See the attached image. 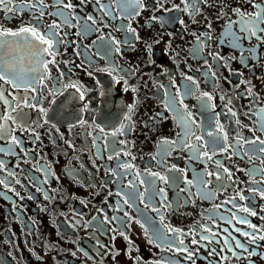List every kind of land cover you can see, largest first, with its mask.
<instances>
[{
	"label": "flooded vegetation",
	"instance_id": "1",
	"mask_svg": "<svg viewBox=\"0 0 264 264\" xmlns=\"http://www.w3.org/2000/svg\"><path fill=\"white\" fill-rule=\"evenodd\" d=\"M75 2L79 3V0H75ZM147 2L151 3L152 0H147ZM174 2L179 3V0H174ZM228 2L235 6L237 0H228ZM168 7L171 5L169 4ZM218 9L219 5L213 8L205 6L202 15L195 18L196 22L182 13H156L167 19L168 22L163 24L150 20L153 12L151 10L145 11L141 16L136 17L132 25L136 28L140 39L134 42V47L122 43L120 53H116L114 50L106 51L105 47H101L98 51L100 45L97 40L100 35L99 32L77 36L75 35L76 28H64V31L68 32L67 41H74V43L59 46L60 54L57 56L59 69L49 65L51 69L50 78L44 81L47 87L40 88L43 93L40 106L48 110V116H43L35 109H23L25 113H28L26 119L30 127H35L34 122H39L42 125V127L36 128L40 134V139L33 143L29 134H21L19 129L16 133L21 136L23 147L31 152L35 160H39L41 164L49 163L52 171L59 179L49 176V183L42 184L43 176L40 172L35 171L34 162L22 164L21 169L23 171L16 169L19 177L28 187L25 189L16 185L17 190L25 197L24 200H20L10 192L0 195V264H92L91 261H87L79 254L77 257L71 255L77 246L95 255V251L92 249L95 241L90 239V233H94L103 243L120 250V255L117 256L116 260L106 257L104 264H132V261L124 255L125 250L130 245L123 237L117 236L115 241H112L109 238L112 235L111 232L105 235L93 227L73 229L68 224V221L73 219L74 214L83 216L84 223L91 221L93 216H99L97 221H93L94 225L98 224L103 220V216L97 213V209L101 208L109 216L115 214L108 207V204H114L118 197L109 196L108 192L115 193L120 185L109 182L104 186V183L116 179L106 173L105 167L110 166L113 169L117 167L118 161L116 159L108 160L107 157L113 148L120 150L125 147L118 142L119 140H127L129 151L132 156H135V160L132 161L136 165V168L133 169V175L137 170L145 174L141 177L145 179V184L141 185L137 180L139 191L144 192L145 197H148L149 192L160 187L165 188L168 201L172 205L165 212L166 222L174 227L187 229L198 220L204 223L200 214L205 209H212L214 203H220L221 200L235 195L238 189H245L244 194L248 196L247 201H240V203H250L257 211L264 206V200H260L258 196L246 191L252 180V177L247 175L248 170L253 167L264 168V163L257 160L255 156H253L252 162H249L247 157L241 158L240 156H231L230 159H226V154L222 153H218L213 158V160L223 161L224 166L230 168L234 175L233 181H224L227 186L226 190L222 194L217 193V198L212 201L201 200L196 196L188 198V192L180 191L186 187L183 175L168 173L159 163L163 159L169 165L175 164L180 169H186L187 179L194 181V185L189 186L193 193L197 191L195 186L197 175L201 174L205 168L209 171L215 168L213 161H209L206 165L202 161L189 159V153L184 151H171L170 154H167L169 145L162 143L165 139L169 141L176 139V133L180 131L175 114L165 111L163 101L165 100L166 89L174 96H177L178 91L179 95H183L188 82L183 79L182 72L199 81V91H207L214 95L215 102L219 106L217 112L226 113L223 105L230 97L232 104L229 107L237 112L238 118L243 124L250 123L244 113L252 107V98L246 94L248 85H241L239 89L235 88L234 85L239 83L241 79L251 81L253 92L257 93L261 102L264 103V67H261L264 60L256 63L255 67L250 69L240 63L238 50L230 48L226 42L218 47L219 41L225 40L223 36L225 21L223 17L217 19ZM91 12L92 7L89 5L80 14L85 15ZM176 16H181L184 19L186 27L178 23L175 19ZM169 17L172 19H168ZM30 20L31 14L28 12L5 15L3 11H0V28L17 30L28 24ZM208 22H211L213 26L211 33L213 39L210 41L212 47L205 49L201 56H196L193 53L195 48L193 34L198 35L206 32ZM111 23V29H104L105 33L111 32V35L121 42L128 39L123 31L115 30L120 21ZM94 40L97 41L95 45L93 44ZM149 45L152 47L151 54L148 52ZM211 50H219L221 55L226 57L237 56V59L233 60L230 65L232 72L223 66L217 67L213 64L216 71L215 81L208 79L203 74V57ZM77 51L81 55L77 56ZM262 53H264V49H262ZM16 55L25 57L22 67L29 76L38 75L29 72V69L34 67L35 61L30 59L28 49H22ZM150 59L154 60L155 63H150ZM208 59L210 63H213L211 57ZM111 64H115L117 69H123V71L112 72L110 75ZM76 65H80V67H76ZM69 68L73 70L69 72ZM129 69H137L138 71L135 75H125ZM60 71L66 75L60 84L56 85L53 78L59 76ZM237 71L243 73V76L232 74ZM89 72L92 75H89ZM225 77L228 80H225ZM124 80H127V85H125ZM229 80L231 84L228 82ZM72 82L83 86L81 89L84 91L83 100L79 98L80 93L74 88H64L65 85ZM214 83L215 87L213 86ZM159 85L164 87H159ZM5 87L9 88L8 85ZM126 88L127 90H125ZM9 90L11 89L9 88ZM199 91L193 95L184 96V103L196 114L198 121L204 124L205 116L199 114L200 104L196 99ZM19 95H25L24 90H21ZM28 95H34V93L29 92ZM221 96H224L225 100H221ZM85 105H87V110H85ZM129 105H135L133 116L135 124L132 131L127 132L125 136L108 137L107 141H99L101 151L98 154L97 148L93 146L95 125L100 124L108 132L119 127L121 123L125 122L124 116L128 112ZM159 112H163L167 119H150ZM45 119H49L50 122L45 124ZM79 119L87 120L89 127H81L78 122ZM221 122L229 131L230 143L233 142V137L237 135L244 137L252 135L247 129L236 125L234 120L227 115L221 116ZM52 125H55V128ZM201 132V128L195 130L196 135H201ZM88 133L93 134L89 135ZM256 135L261 134L257 132ZM66 141L71 143L73 147L69 148ZM113 141L116 142L113 143ZM106 144L108 145L107 148L105 147ZM0 145H4V142L0 141ZM252 147V145L244 146L246 149ZM259 155L264 156V154ZM21 157H23V153H21ZM0 159L7 160L9 167L17 162V157L14 156L0 154ZM121 159H130V157L121 155ZM237 169L244 171H237ZM149 170L159 172L162 175L179 177V179L170 181L168 185L157 181L155 185L150 186L147 181L154 178L147 176ZM121 171L123 170L121 169ZM133 175L126 176L123 183L127 185V182L133 179ZM33 176L38 178L43 188L53 197L51 201L45 200L43 193L36 192L35 187H32L31 177ZM204 178L214 181L210 185L211 188L217 186L218 182H215L214 177L205 176ZM255 179H261L260 175L257 174ZM146 188L149 191L146 192ZM125 191H131V189L125 188ZM3 192V187L0 186V193ZM29 193L33 195L34 199H27ZM106 198L107 203H105ZM155 202L159 203V197L155 198ZM13 204L17 205L16 211L13 210ZM140 207L143 208V205ZM128 211L133 217L140 219L150 232L154 227H161L159 218L154 212L145 210V215L150 218V222L145 223L143 217L134 209H128ZM219 214H224L223 209L219 210ZM120 215L123 214L120 213ZM75 218L78 219L79 216ZM249 219L253 223L264 224V221L259 220L258 217H249ZM217 223L221 224V227L230 228L228 224L222 223L219 219ZM126 227L128 226L126 225ZM237 227L243 226L237 225ZM29 230H32V234H28ZM127 235L135 242L134 255L142 257L139 264H152L153 261L162 256L171 255V253L162 252L150 245L144 235V230L135 222H132L128 227ZM234 235L238 236L237 233ZM241 239L243 238L241 237ZM5 241H11V243ZM261 243L264 244V242ZM260 251H264V248H261ZM9 252L13 255L9 256ZM205 255L206 253L202 251L201 257ZM37 257H42V259H37ZM255 259L257 264H264V260H260L258 257ZM197 264H208V261L201 258L197 260ZM232 264H240V262L233 260Z\"/></svg>",
	"mask_w": 264,
	"mask_h": 264
},
{
	"label": "snow or ice",
	"instance_id": "2",
	"mask_svg": "<svg viewBox=\"0 0 264 264\" xmlns=\"http://www.w3.org/2000/svg\"><path fill=\"white\" fill-rule=\"evenodd\" d=\"M169 4L171 7H168ZM89 5L92 7V12L81 15L80 12ZM217 5H219L217 19L223 17L225 21L223 32L225 40L219 41L218 47L226 42L230 48L239 51L238 58L242 65L250 69L254 68L256 63L264 60V53H262V49H264V0H237L235 6L230 4L228 0H179V3L174 2V0H152L151 3H148L147 0H79V3H76L75 0H51V2L49 0H19V2H16V0H0V11H3L5 15L22 14L24 12L31 14L30 22L17 30L0 28V82H2L0 83V141L4 142V145H0V154L17 157V162L12 167L8 166L9 162L7 160L0 159V186L4 190L0 195L10 192L20 200L25 199L16 188V185L25 189L28 187L16 171V169H21L22 164L34 162L36 165L35 171L40 172L43 176L42 184L49 183V176L59 179L52 171L49 163L41 164L39 160H35L31 152L23 147L21 136L16 133L19 129L21 134H29L33 139V143L40 139V134L36 131V128L42 127V125L39 122H34L35 127H30L26 119L28 113H25L23 109H35L43 116H48V110L40 106L41 96L43 95L40 88L47 87L44 81L50 78L51 69L49 65L59 69V61L57 60V56L60 54L59 46L74 43V41H67L68 32L64 31L65 27L76 28L75 35L77 36L99 32L100 35L97 38L100 42L98 51L101 47H105L106 51L114 50L116 53H120L122 43L134 47V42L140 39L136 28L132 25L136 17L141 16L145 11L151 10L153 15L150 20L161 24L168 21L163 15H157L156 13H182L189 16L193 22H196L195 18L202 15L205 6L213 8ZM49 9L54 10L50 11ZM49 18L51 19L49 20ZM168 19H172V17ZM175 19L180 25L186 27L181 16H176ZM117 20L120 23L115 30L123 31L128 36V39L123 42L115 39L111 32L105 33L104 31V29H111V22ZM207 29L206 32L198 35L193 34L195 37L193 53L196 56H201L205 49L212 47L210 44L213 39L211 22L207 23ZM156 43H159V41H156ZM93 44H97V41L94 40ZM22 49H28L30 59L35 61L34 67L29 69V72L38 75L29 76L24 71L22 63L25 57L16 55ZM148 52L152 53L151 45L148 46ZM76 55L79 56L81 53L77 51ZM208 57H211L213 63L209 62ZM236 59L237 56L235 55L227 57L221 55L219 50L208 51L206 56L203 57V74L208 79L215 81L216 71L213 64L217 67L223 66L229 72H232L230 65ZM150 63L154 64L155 61L150 59ZM76 67H80V65H76ZM261 67H264V63H261ZM110 68V75L112 72L119 73L123 71V69H117L115 64H111ZM72 70V68H69L68 71L71 72ZM137 71V69H129L125 75H135ZM197 71H200V69H197ZM88 74L92 75L91 72ZM232 74L243 76V73L238 71ZM65 75L63 71H60L59 76L53 78L55 84L59 85ZM181 75L188 82L183 95H179L178 91L177 96H179V99H177V96L172 95L166 89L165 100L163 101L165 111L175 114L180 131L176 133V139L170 141L165 139L162 143L169 145L167 154H170L171 151H184L189 153V159L202 161L206 165L209 161H213L215 168L211 171L205 168L201 174L197 175L195 179L197 191L193 193L189 186H193L194 181L187 179L186 169H180L175 164L169 165L163 159L159 163L168 173L183 175L186 187L180 189V191L188 192V198L196 196L201 200L212 201L217 198V193L222 194L226 190L227 186L224 181H233L234 175L230 168L224 166L223 161L213 160L218 153L226 154V159H230L231 156L247 157L249 162H252L253 156H255L257 160L264 163V156L259 155L264 154V103L261 102L259 95L253 92L251 81L241 79L239 83L235 84L234 87L237 89L241 85H248L246 94L252 98V107L244 113L250 123L243 124L238 118L237 112L229 107L232 104L230 97L223 105L226 113L217 112L219 106L215 102L214 95L207 91H199V81L193 76L184 72ZM225 80H228V78L225 77ZM228 82L231 84L230 80ZM124 83L127 85V80H124ZM5 85H8L11 90L6 88ZM213 86L215 87V83ZM82 87V85L75 82L64 86V88H74L80 93L79 98L83 100L84 91H81ZM159 87L164 86L159 85ZM21 90H24L25 95H19ZM57 91L60 90L57 89ZM197 91H199V95L196 96L200 104L199 114L205 116L204 124L198 121L196 114L184 103V96L193 95ZM29 92L34 93V95H28ZM220 99L225 100V97L221 96ZM85 110H87V105H85ZM134 110L135 105H129L128 112L124 116L125 122L121 123L119 127L113 128L110 132L106 131L105 127L100 124L95 125L93 129L95 133L93 135V146L97 148L98 154L101 151L99 141H107L108 137L125 136L127 132L132 131L135 124L133 120ZM222 115H227L234 120L236 125L247 129L252 135L250 137L237 135L233 137V142L230 143L229 131L225 129L224 123L221 122ZM150 119H167V117L164 116L163 112H159L154 118ZM49 122V119L44 120L45 124ZM78 122L81 127H89L87 120L79 119ZM52 127L55 128V125H52ZM197 128L202 129L201 135L195 134ZM257 132L261 135H256ZM88 134L92 135L93 133ZM193 137L194 139H192ZM115 142L113 141V143ZM118 142L125 147L120 150L113 148L109 151L107 157L108 160L116 159L118 161L117 167L115 169L110 166L105 167L106 173L116 179L104 183V186L109 182L119 183L120 185L115 193L108 192L109 196L115 195L118 197L114 204H108V207L115 214L109 216L103 208L97 209V213L103 216V220L95 225L93 221H97L99 216H93L91 221L84 223L83 216L74 214L73 219L68 221L70 227L73 229L93 227L105 235L111 232L112 235L109 238L112 241H115L117 236L123 237L130 245L125 250L124 255L132 261V264H139L142 259V257L134 255L135 242L127 235L128 227L132 222L139 224L144 230V235L150 245L162 252L171 253V255H165L153 261L152 264H182V262L183 264H197V260L201 258L208 261V264H232L233 260L240 262V264H257L255 258L258 257L260 260H264V251H260L261 248H264V244L261 243L264 242V224H256L249 219V217H258L259 220L264 221V214H262L264 213V206L257 211L250 203H240V201L248 200V196L244 194L245 189H238L235 195L221 200L220 203H214L212 209H205L200 214L204 223L198 220L187 229L174 227L166 222L165 212L172 205L168 201L165 188L155 189L149 192L148 197H145L144 192L139 191L137 187V180L141 185L146 183L145 179L141 178L145 174L137 170L133 175V169L136 168V165L132 161L135 160V156L131 155L127 140H119ZM66 143H68L69 148L73 147L71 143L67 141ZM245 145H252L253 147L246 149L244 148ZM105 147L107 148L108 145L106 144ZM16 149H19V151H16ZM21 153H23V157H21ZM121 155L130 157V159L122 160ZM237 171L244 170L237 169ZM257 174L260 175L261 179H255ZM129 175H133V179L125 185L123 181ZM247 175L252 177V180L246 191L258 196L260 200H264V168L253 167L248 170ZM147 176L154 178L147 181L150 186L155 185L157 181L168 185L170 181L179 179V177L162 175L159 172H151L150 170L147 172ZM205 176L214 177L215 182H218L217 186L211 188L210 185L214 181L205 179ZM31 184L32 187H35L36 192L43 193L45 200L51 201L53 199L48 191L43 188L37 177H31ZM125 188L131 189V191H125ZM145 191L147 192L149 189L146 188ZM156 197H159L158 204L155 202ZM27 199L31 200L34 197L29 193ZM105 203H107V198ZM140 205H143V208ZM128 209H134L136 213L143 217L145 223L150 222V218L145 215V210L154 212L159 218L161 227H154L150 232L145 224L141 223L140 219H136L129 213ZM220 209H223L224 214L218 215ZM13 210H17L16 204H13ZM120 213L123 215H120ZM76 216H79V218L76 219ZM17 219H20V217H17ZM218 219L222 223L228 224L230 228L221 227V224L217 223ZM237 225L243 227H237ZM234 233H237L238 236ZM28 234H32V230H29ZM90 239L95 241L92 245L95 255L79 246L71 252V255L77 257L79 254L87 261H91L92 264H104L106 257L116 260L117 256L120 255L119 249L103 243L94 233H90ZM5 242L11 243V241ZM202 251L206 253L203 257H201ZM8 255L12 256L13 254L9 252ZM37 259H42V257H37Z\"/></svg>",
	"mask_w": 264,
	"mask_h": 264
}]
</instances>
